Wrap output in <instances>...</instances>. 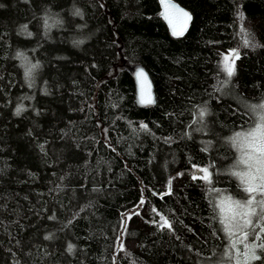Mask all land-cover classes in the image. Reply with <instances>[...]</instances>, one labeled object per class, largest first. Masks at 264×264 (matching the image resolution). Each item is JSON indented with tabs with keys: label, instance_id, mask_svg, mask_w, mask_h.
Instances as JSON below:
<instances>
[{
	"label": "trees",
	"instance_id": "16d2710c",
	"mask_svg": "<svg viewBox=\"0 0 264 264\" xmlns=\"http://www.w3.org/2000/svg\"><path fill=\"white\" fill-rule=\"evenodd\" d=\"M173 1L191 14L181 36L158 0H0V264H208L221 251L192 165L233 163L221 138L264 99V0ZM46 16L62 21L47 35ZM234 50L236 75L217 91L227 79L218 64ZM17 52L40 65L31 87ZM137 64L153 87L145 107L129 73ZM203 104L206 135L188 128ZM214 180L235 190L234 179ZM133 211L121 236V213ZM161 216L174 233L145 222Z\"/></svg>",
	"mask_w": 264,
	"mask_h": 264
},
{
	"label": "snow or ice",
	"instance_id": "6c2138e0",
	"mask_svg": "<svg viewBox=\"0 0 264 264\" xmlns=\"http://www.w3.org/2000/svg\"><path fill=\"white\" fill-rule=\"evenodd\" d=\"M171 7L182 17L186 18V20L191 19L187 11L180 9L176 5H171ZM73 15L82 17L79 9H74ZM165 19H168V17L165 16ZM241 19H243V16H241ZM49 20V16L44 18L46 35L54 25L62 23L59 19L52 20L51 23H49ZM21 31L28 37L32 36V33L27 30V25H23ZM182 31L183 29H181ZM172 34L178 36L180 32L173 29ZM75 43L79 45L83 41H76ZM245 46H249V42H246ZM251 46L255 47L256 45ZM16 55L26 62L24 77L29 81V87H31L34 73L39 69L40 65L38 62L28 63L27 57L21 52H17ZM238 59L240 57L236 52L223 56L222 61L218 64V68L226 75L227 79L223 81L218 80L221 87L217 88V91H221L222 87L226 86L231 78L236 75L235 62ZM137 76L147 78L142 69L137 71ZM44 94L47 95V92L45 91ZM25 99H29V97H25ZM144 100L145 98L142 95L140 102L143 104ZM147 102L151 104L154 101L149 99ZM25 110L23 106H18L15 114L19 116ZM247 113L249 114L250 121L247 127L241 125L239 130H234L229 136L221 138L225 145L237 153L236 156L231 157L233 163L224 169L217 168L215 163H209L207 166L192 165L191 180L194 182L199 181L201 184L206 185L207 190L211 193L208 197V202L212 211L211 219L213 223L209 224L208 228L221 241V244L216 246L221 251H217L214 256L207 257L208 264H264V102L249 104L247 106ZM210 114L207 104L201 105L197 109L196 118L188 125V128L203 132L206 135L207 124L205 117ZM193 125H199V127L193 129ZM140 128L147 129L148 126L141 122ZM186 135L191 138V131L186 133ZM212 143L211 140L207 141V147L202 149V151H207ZM40 147L43 151V145ZM177 175L183 176L184 173H178ZM215 176H227L230 179H234L237 182L235 190L215 187L217 183L214 180ZM172 182V179L167 181L169 187L168 194H171ZM153 195L155 196L157 193L154 191ZM144 203L145 198L142 194L139 204L143 205ZM88 207L89 205L80 207L79 212L86 211ZM153 211L156 210L153 209ZM133 215H140V213L136 211L129 214L121 213L119 226L124 230L121 232V236L128 231L126 219L130 221ZM48 219L55 221L57 216L53 214ZM145 222L161 231L168 229L173 233L175 232L173 223L163 216L160 217L159 222L155 220H146ZM73 223V219L68 218L62 225V230L68 228ZM216 225H219V227ZM189 231H192L190 227ZM53 238L54 234L44 237L45 240ZM116 242L119 244L121 251L126 250L120 237L116 238ZM74 247L72 243H69L67 251L71 254ZM113 264H115V260Z\"/></svg>",
	"mask_w": 264,
	"mask_h": 264
},
{
	"label": "water",
	"instance_id": "95a60500",
	"mask_svg": "<svg viewBox=\"0 0 264 264\" xmlns=\"http://www.w3.org/2000/svg\"><path fill=\"white\" fill-rule=\"evenodd\" d=\"M158 2H159L161 17L163 18V21L165 22L166 26L168 27L170 33L172 34L173 29H176L178 32H180V34L178 36L183 35L186 32V30L188 29L191 19L186 20V18L182 17L179 13H177L175 11V9H173L171 7V5H176L180 9H183L185 11H187V10L185 8H183L182 6L178 5L173 0H158ZM187 12L190 14L189 11H187ZM165 16H167L168 19H165ZM190 16H191V14H190ZM181 29H183L182 32H181ZM232 52H236V51L234 50ZM141 69L146 74V77H147L146 79L143 76H141V77L137 76V71L141 70ZM129 73L134 80L135 100H136L137 104L141 107L151 105L152 103L149 104L147 101L149 99L154 101L153 87H152L151 80H150L147 72L145 71V69L141 65L137 64V65H133L132 67H129ZM142 95L145 98L143 104L140 102Z\"/></svg>",
	"mask_w": 264,
	"mask_h": 264
},
{
	"label": "rangeland",
	"instance_id": "374dc122",
	"mask_svg": "<svg viewBox=\"0 0 264 264\" xmlns=\"http://www.w3.org/2000/svg\"><path fill=\"white\" fill-rule=\"evenodd\" d=\"M231 52V51H230ZM230 52H228V53H226V54H224L223 56H225V55H229L230 54ZM222 59H223V57H222ZM261 102H264V99L262 100V101H260L259 103H261ZM227 242V241H226Z\"/></svg>",
	"mask_w": 264,
	"mask_h": 264
}]
</instances>
